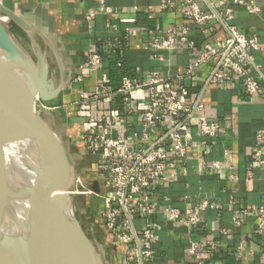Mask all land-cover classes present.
Wrapping results in <instances>:
<instances>
[{"label": "crops", "instance_id": "0c3cea01", "mask_svg": "<svg viewBox=\"0 0 264 264\" xmlns=\"http://www.w3.org/2000/svg\"><path fill=\"white\" fill-rule=\"evenodd\" d=\"M101 1L3 0L9 10L29 25L28 33L15 27L13 31L33 59L36 52L45 57L48 79L59 91L55 100L44 103L52 108L45 109L44 120L62 142L69 141L68 150L77 158L76 178H81L92 191L99 185L98 192L103 190L100 159L87 155L83 149V136L90 130L89 118L112 121L114 136L130 138L132 132L140 131L146 101L136 92L130 105L124 104L120 96H114L101 100L98 108H93L92 102H81L84 107L80 108L78 95L93 94L102 75L107 77L106 86L110 89H116L124 77L142 81L147 72L172 78L196 59L203 42L201 28L183 17L182 0H103L112 10L109 15L99 11ZM220 1L228 6L233 4V0ZM252 1L260 7V12L252 16L234 7L235 18L231 23L245 35L255 36L264 46V0ZM163 2H172L174 7L162 10ZM199 6L208 11L205 0ZM119 19L135 22L121 24ZM108 25L116 29L111 30ZM180 25L188 27L195 49L161 53L158 56L162 60H158L146 48L147 38L163 37L169 28ZM207 28L211 30V44L227 36L220 22L211 21ZM126 29L136 30V35L128 36ZM251 54L255 65L260 66L259 70L251 69V74L262 84L264 60L258 52ZM92 55L101 58L99 71H93L88 64ZM212 67L213 62L208 63L180 85L190 95L200 96L204 106L202 115L215 123L216 135L212 138L200 135L196 119L190 121L187 136L192 148L183 165L168 171V181L150 192L158 212L166 208L178 213L192 210L200 223L184 228L167 223L160 213L146 219L136 218V229L148 226L158 236V242L150 247L151 258L143 264H195L186 252L189 240L199 244L204 264H264V233H257L258 225L264 220V143L259 147L260 158L254 156L258 148L256 135L264 132V95H249L237 79L217 86H202ZM114 68L120 69V73ZM212 163H218L219 168H212ZM86 201L90 209L86 214L91 215L92 221L85 222L95 224H90L93 225L90 234L85 233L98 249L103 264H129L123 248L102 227L100 199L90 196ZM202 203L210 207L201 210ZM238 217L240 225L236 226L234 220ZM208 242L216 244L211 252L206 249ZM241 243L244 254L237 259L234 254Z\"/></svg>", "mask_w": 264, "mask_h": 264}, {"label": "built area", "instance_id": "2783aa9c", "mask_svg": "<svg viewBox=\"0 0 264 264\" xmlns=\"http://www.w3.org/2000/svg\"><path fill=\"white\" fill-rule=\"evenodd\" d=\"M200 1L182 0L180 4L183 17L201 28L203 37L196 59L183 72L172 78L158 72H147L142 81L124 77L116 89L107 87L108 79L102 75L93 94L82 92L78 95L80 108L84 107L81 102H92V107L98 108L101 100L114 96H120L124 104L130 105L136 92H140L146 101L147 107L141 113L140 131L132 132L130 138L114 136L112 121L89 118L90 130L83 136V149L87 155L100 159L98 166L103 190L95 193L78 177L74 182V191L70 193L96 196L100 199L99 219L102 227L106 234L123 248V254L129 264H143L144 260L151 258L150 247L158 242V236L150 227L136 229V218L146 219L160 213L167 223L184 228H191L200 223V218L192 210L178 213L166 208L158 212L150 194L153 187L168 181V171L177 165H183L187 153L192 148L187 136L190 121L196 119L197 131L204 137L212 138L217 132L215 123L202 115L204 106L200 96L190 95L188 89L180 83L213 62V67L207 73L202 86H217L237 79L249 95H264V77H260L261 84L251 74V69H260V66L255 65L251 52L260 53L264 60V46L255 36L245 35L231 23L235 18L234 7L241 8L252 16L260 12V7L252 0H233L232 6L225 5L220 0H205L208 11L204 12L199 6ZM172 7V2L161 4L162 10ZM99 11L106 15L112 13L103 0ZM211 21L222 23L227 33L223 41L215 44L209 42L211 30L207 28V24ZM134 22V19H119L121 24ZM107 27L116 29L115 26ZM125 31L130 37H134L137 32L128 29ZM146 48L161 61L159 54L171 53L181 48L193 50L195 44L188 27L180 25L169 28L163 37L147 38ZM88 64L93 71H99L102 61L98 55H92ZM41 109L49 110L44 106ZM263 143L264 132L260 131L256 135L258 148L254 152L257 159L261 156L259 147ZM211 166L219 168L218 163H212ZM208 207L210 205L202 203L200 209ZM259 213L263 215L262 210ZM234 225H240L239 217L234 220ZM257 233H264V220L258 225ZM215 246L214 242H208L206 249L211 252ZM186 252L195 260V264H204L198 243L189 240ZM243 254L244 245L241 243L234 255L239 259Z\"/></svg>", "mask_w": 264, "mask_h": 264}, {"label": "water", "instance_id": "95a60500", "mask_svg": "<svg viewBox=\"0 0 264 264\" xmlns=\"http://www.w3.org/2000/svg\"><path fill=\"white\" fill-rule=\"evenodd\" d=\"M0 13L9 20L14 40L0 27V228L10 197L5 147L30 146L37 163L31 186L18 194L27 200V237L0 234V264H103L98 249L71 214L74 160L45 122L46 110L35 108L36 101L49 103L59 94L48 79L46 59L40 52L33 59L13 31L15 27L28 33L29 25L2 2ZM93 191L98 192L96 187Z\"/></svg>", "mask_w": 264, "mask_h": 264}, {"label": "bare ground", "instance_id": "6f19581e", "mask_svg": "<svg viewBox=\"0 0 264 264\" xmlns=\"http://www.w3.org/2000/svg\"><path fill=\"white\" fill-rule=\"evenodd\" d=\"M0 27L13 40L10 34L9 20L1 13ZM4 152L6 159L5 183L10 197L6 200L0 234L25 240L27 237V200L24 197L19 198L18 194L21 188L30 187L35 177L37 169L36 151L30 146L8 145ZM71 214H73V209H71Z\"/></svg>", "mask_w": 264, "mask_h": 264}, {"label": "rangeland", "instance_id": "374dc122", "mask_svg": "<svg viewBox=\"0 0 264 264\" xmlns=\"http://www.w3.org/2000/svg\"><path fill=\"white\" fill-rule=\"evenodd\" d=\"M2 3H3V0H0ZM46 107V108H49V110H51L52 108H50L49 106H46L44 105L43 103H41L40 101H36L35 103V108L36 110L42 108V107ZM60 122V121H59ZM60 127H61V122L59 123ZM65 146L68 148L70 146V143L69 141H67V139L63 140ZM70 152V150H69ZM74 162L77 161V158L75 157H72ZM74 169L76 171V167L74 166ZM74 191V185L72 186L71 188V191L70 193ZM73 198V213H74V216L76 217V219L79 221L80 223V226L81 228L83 229L84 232H86L87 234H90V228L93 226V225H90V224H95V223H89L88 225L86 224L85 221H92V217H90L91 215L89 214H86L87 212V201H86V197L87 196H81V195H73V194H70ZM80 211H83L81 213ZM88 211H90V209H88ZM80 220H82L83 222H81ZM88 223V222H87ZM95 226V225H94ZM90 236V235H89ZM92 240V239H91ZM94 241V240H93Z\"/></svg>", "mask_w": 264, "mask_h": 264}, {"label": "trees", "instance_id": "16d2710c", "mask_svg": "<svg viewBox=\"0 0 264 264\" xmlns=\"http://www.w3.org/2000/svg\"><path fill=\"white\" fill-rule=\"evenodd\" d=\"M114 71L118 74V73H120V69H115L114 68Z\"/></svg>", "mask_w": 264, "mask_h": 264}, {"label": "flooded vegetation", "instance_id": "af4514ba", "mask_svg": "<svg viewBox=\"0 0 264 264\" xmlns=\"http://www.w3.org/2000/svg\"><path fill=\"white\" fill-rule=\"evenodd\" d=\"M97 190H99V185L96 186Z\"/></svg>", "mask_w": 264, "mask_h": 264}]
</instances>
